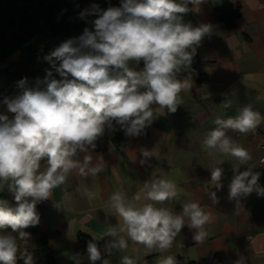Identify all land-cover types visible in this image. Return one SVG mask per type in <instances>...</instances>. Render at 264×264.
<instances>
[{
    "label": "clouds",
    "instance_id": "clouds-1",
    "mask_svg": "<svg viewBox=\"0 0 264 264\" xmlns=\"http://www.w3.org/2000/svg\"><path fill=\"white\" fill-rule=\"evenodd\" d=\"M202 2L122 0L120 7L106 10L94 4L80 13L81 17H98L92 21L94 31L86 28L79 37L61 43L45 57L51 68L42 80L37 78L36 87H27L24 78L19 81L22 94L4 99L7 112L14 115L10 118L0 113V183L14 194L17 206L0 200V230H12L0 232V264H16L18 253L24 264H34L33 254L27 247L21 251L18 239L26 244L30 234L23 229L39 224L36 205L51 198L52 190L65 184L73 171L97 174L90 152L106 133L114 132L118 125L125 135L138 137L157 117L154 105L177 111L180 92L190 87L177 74L191 70L197 47L211 30L206 24L194 27L185 23L183 16L189 3L198 8ZM54 72L61 79L54 78ZM223 106L231 105L224 102ZM213 123L204 146L246 164L251 159L249 152L233 143L225 130L247 134L261 124L260 113L246 106L237 116H217ZM151 153L143 151L145 158ZM239 169L234 167L228 199L238 200L253 191L264 196V188L258 185L260 173L250 167L242 172ZM222 174V168H212L211 182L216 187H222ZM141 191L143 195L138 193L131 200L121 192L112 195L111 207L122 225L118 231L110 228L105 233L114 238L105 245L109 254L113 249H127L125 236L164 253L184 227L185 217L189 227L198 230L194 239L202 243L209 215L197 202L183 205L182 214L154 206L177 196L174 182L156 179L145 182ZM87 195L91 199L93 194ZM142 199L154 203L139 204ZM211 199L217 202L215 192ZM87 255L91 264L101 260L96 243L87 245ZM122 264L134 261L124 256ZM158 264H176V258L168 255ZM237 264H243V259Z\"/></svg>",
    "mask_w": 264,
    "mask_h": 264
},
{
    "label": "crops",
    "instance_id": "crops-1",
    "mask_svg": "<svg viewBox=\"0 0 264 264\" xmlns=\"http://www.w3.org/2000/svg\"><path fill=\"white\" fill-rule=\"evenodd\" d=\"M224 4H240V16L231 28L214 17L213 8ZM194 27H211L202 39L199 69L208 75L198 81L199 73L177 74L190 87L179 94L181 105L175 113L153 106L157 116L138 137L126 135V146L117 149L110 144L105 151L90 152L91 166L96 175L69 174L65 184L54 188L51 198L38 203L41 207V231H54L50 245L58 264H81L77 254V234L86 233L102 244L101 260L96 264H122L128 256L134 264H147V257L159 254L186 257L196 264H264V196L253 191L238 200H229V184L234 167L245 171L249 167L260 173L259 187L264 188V163L260 162L264 142V0H203L198 6L189 3ZM17 94L6 96L14 98ZM0 101V113L9 115ZM224 102L230 103L225 108ZM260 113L261 124L247 134L226 129L233 143L245 148L251 157L246 164L218 149H208L204 139L215 127L217 116L235 117L244 107ZM143 151L152 152L145 158ZM81 154L80 159L83 160ZM143 161V162H142ZM223 162V163H221ZM45 162L41 163V168ZM223 169L221 184L211 182L212 168ZM156 179L175 183L177 196L164 203L154 204L174 214H182L183 205L197 202L209 215L204 225L202 243L194 236L198 230L185 225L166 252L149 250L133 243L126 236V250L113 249L109 254L105 245L114 238L105 236L110 228L117 231L122 220L111 207V197L121 192L131 200L144 189L145 182ZM87 192L92 193L89 199ZM215 192L217 202L211 199ZM0 193L9 203H17L7 186L0 183ZM139 204L154 203L141 200ZM120 235H123L122 233ZM103 237L102 239H100Z\"/></svg>",
    "mask_w": 264,
    "mask_h": 264
},
{
    "label": "trees",
    "instance_id": "trees-1",
    "mask_svg": "<svg viewBox=\"0 0 264 264\" xmlns=\"http://www.w3.org/2000/svg\"><path fill=\"white\" fill-rule=\"evenodd\" d=\"M181 2V0H177ZM99 5L101 9L120 7L121 0H0V63L5 62L13 53L18 52L15 60L7 67H0V101L9 95L22 94L19 81L28 79L27 87H36L37 78L43 79L46 70L51 64L45 59L61 43L77 38L84 30L94 31L92 21L98 17L88 15L81 17L80 13L90 9L92 5ZM189 11L183 16L185 23L193 22V15L189 4ZM240 4H224L213 8V15L231 28L240 16ZM202 59L197 47L193 56L191 70L183 71L190 75L196 70L199 82H205L208 75L199 69ZM143 66L141 63L140 67ZM54 78L61 79L54 72ZM43 87V85H41ZM110 144L117 149L126 146V135L117 125L114 132L106 133L99 141L94 150L105 151ZM0 200L6 201L8 206L16 207L17 203H9L6 194L0 193ZM36 211L41 216V207L36 205ZM23 231L29 233V240L18 239L20 250L25 247L34 256V264H58L55 254L50 245L54 231H41L39 226H30ZM11 233V228L0 230ZM18 235V233H12ZM96 243L102 255V244L83 232L77 234V254L81 264H91L87 255V245ZM159 254H151L147 257V264H158ZM16 264H24V260L17 254ZM176 264H196L195 261L179 256Z\"/></svg>",
    "mask_w": 264,
    "mask_h": 264
},
{
    "label": "rangeland",
    "instance_id": "rangeland-1",
    "mask_svg": "<svg viewBox=\"0 0 264 264\" xmlns=\"http://www.w3.org/2000/svg\"><path fill=\"white\" fill-rule=\"evenodd\" d=\"M121 2H122V0H121ZM17 55H18V52L13 53V55H11L9 58H7V60L5 62L0 63V67H2V68L7 67L11 62H13L15 60Z\"/></svg>",
    "mask_w": 264,
    "mask_h": 264
},
{
    "label": "built area",
    "instance_id": "built-area-1",
    "mask_svg": "<svg viewBox=\"0 0 264 264\" xmlns=\"http://www.w3.org/2000/svg\"><path fill=\"white\" fill-rule=\"evenodd\" d=\"M259 161L262 162V163H264V142L262 144V153H261V156H260Z\"/></svg>",
    "mask_w": 264,
    "mask_h": 264
}]
</instances>
